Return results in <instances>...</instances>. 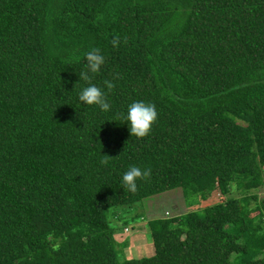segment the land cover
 Returning <instances> with one entry per match:
<instances>
[{
    "label": "trees",
    "instance_id": "obj_1",
    "mask_svg": "<svg viewBox=\"0 0 264 264\" xmlns=\"http://www.w3.org/2000/svg\"><path fill=\"white\" fill-rule=\"evenodd\" d=\"M262 187L264 0H0V264H264Z\"/></svg>",
    "mask_w": 264,
    "mask_h": 264
},
{
    "label": "rangeland",
    "instance_id": "obj_2",
    "mask_svg": "<svg viewBox=\"0 0 264 264\" xmlns=\"http://www.w3.org/2000/svg\"><path fill=\"white\" fill-rule=\"evenodd\" d=\"M258 195L260 199L264 198V187L258 190ZM189 200L184 198L181 189H176L144 200L135 208L130 209L131 213L124 212L125 216L120 222L115 223L112 221L110 215V220L114 225V239L117 241V250L121 255L120 257L123 259H141L152 256L155 248L148 232L147 222L163 216L183 215L189 210L203 207L201 203H197V199H193L194 203ZM216 201L217 199H214V202ZM254 204L252 202V205ZM133 215L134 217H132ZM142 215L147 221H142ZM125 223L128 224L125 225ZM119 246L122 248L120 249Z\"/></svg>",
    "mask_w": 264,
    "mask_h": 264
}]
</instances>
